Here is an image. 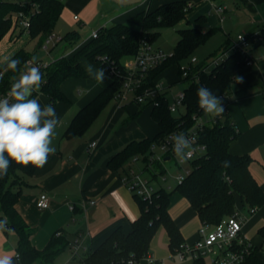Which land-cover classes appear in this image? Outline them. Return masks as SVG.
<instances>
[{
  "label": "trees",
  "instance_id": "1",
  "mask_svg": "<svg viewBox=\"0 0 264 264\" xmlns=\"http://www.w3.org/2000/svg\"><path fill=\"white\" fill-rule=\"evenodd\" d=\"M66 0H0V42L10 32L21 27L22 34L28 30L31 39H37V46H42L46 37L54 33L55 26L62 14ZM186 0H173L156 7L136 12L128 21L113 24L98 29V36L92 37L71 55L54 59L41 71L45 83L41 90L48 98V103L55 105L60 101L70 99L62 90L63 82L70 77L86 78L89 75L81 63L82 57L89 58L98 67H105L110 82L91 101L81 107L73 116L64 135L67 138L84 134L102 109L122 89L127 72L123 65L126 56L136 54L144 40L154 41L161 34V29L175 26L186 20L188 26L179 29L180 38L173 50L174 54L167 61L152 69L148 79L152 83L171 66L178 68L180 64L194 55L196 49L203 45L213 34L212 29L203 30L190 25L188 13L192 6ZM23 12L29 16L30 27L26 29L21 21L14 23L13 16ZM202 17L197 18L200 21ZM260 35L254 39L250 53L255 47L264 46V24ZM64 39L69 43H77L81 39L78 30H68ZM10 58H19L21 68L23 62L32 58V53L24 47ZM248 55L241 51H233L210 71H201L199 81L189 82L185 87V113L177 115L168 109L169 98L166 95L158 97L159 104L153 105L151 115L159 124L160 130L154 137L132 140L126 144L109 161L114 170L123 169L132 162L134 156L142 154L148 158L152 145L167 137L175 130L189 129L194 124L193 114L202 111L197 104L196 89L200 85L210 88L217 96L227 92L237 70L246 65ZM201 62L197 68L202 66ZM3 77L0 81V92L10 88L12 81L19 73L6 69V63L0 67ZM37 93H35L36 95ZM224 109L226 102H223ZM238 135L236 125L232 123L226 109L217 117V121L200 130L199 141L206 144V152L191 161V171L185 178L176 183L172 190L163 185L151 199L134 194L139 206L140 216L132 223L129 231L121 227L111 231L106 239L93 251L89 252L83 264H124L129 260L137 261L148 254L150 241L159 228L163 226L170 236V247L175 251L183 242L179 226L169 212L170 197L178 190L189 199L193 208L199 214L203 224L214 226L224 218L239 210L237 201L241 200L243 207H259L264 204V190L250 171L251 156L249 154H233L230 143ZM230 161V167H223L222 161ZM154 177L167 173V167L161 161L155 163ZM32 165L22 166L12 163L8 174L0 178V229L4 223L7 229L13 228L18 234L16 252L19 254L18 264H31L41 261L44 264L55 262L57 255L69 245L68 241L52 235L44 249L36 248L31 241V228L25 222L16 208L22 188L28 181L24 176H30L36 171ZM158 173V174H157ZM263 238L260 246L243 242L234 249L244 251L240 264H264L260 251L264 248V225L259 229ZM134 254V255H130ZM202 258V257H200ZM201 259L194 264H201Z\"/></svg>",
  "mask_w": 264,
  "mask_h": 264
},
{
  "label": "crops",
  "instance_id": "2",
  "mask_svg": "<svg viewBox=\"0 0 264 264\" xmlns=\"http://www.w3.org/2000/svg\"><path fill=\"white\" fill-rule=\"evenodd\" d=\"M169 1L173 0H66L60 17L66 21L67 26L61 35L68 30L80 32L76 21L84 25L97 18L102 23L101 27H107L128 21L140 10H152ZM186 1L193 5L192 11L187 15L193 26L213 30V34L204 44L214 35H219L222 41L219 49L222 51L230 47L236 39L231 36L235 29L238 30V35L261 32L264 24V0ZM215 6L225 7L224 12L218 13ZM75 15L78 16L77 19L74 18ZM199 17H202L200 21L197 20ZM95 30L93 29L90 37L84 41H81V35V39L75 44L64 40L66 43L54 54L53 60L63 55H71L92 38V32ZM11 33L12 31L5 37L15 41ZM21 48L23 47H14L4 55L0 67ZM37 48L38 46L35 50ZM252 55L254 63L244 65L236 71L223 102H226L225 109L238 130V135L230 143V151L233 154L246 153L251 156L250 171L264 190V46L255 47ZM237 77H242V82H238ZM158 80L165 86L171 85V88L185 81L179 76L176 66L164 70ZM109 82L110 77L101 87L91 82L85 86L83 96L79 99L68 96V102L60 101L53 105L59 117L54 140L55 153L48 157L44 167L37 168L30 175V181L23 186L26 189L22 188V194L16 204L17 210L31 228V241L36 248L44 249L56 232L62 240L69 242L67 248L77 261H68V264H83L89 252L96 249L115 228L131 230L132 223L140 216V206L121 179L124 170H114L109 161L130 141L154 137L160 130L154 119L145 126L140 125V117L136 118L138 113L143 116L144 111H151V105L132 101L119 103L113 99L102 109L84 134L67 138L64 132L73 116ZM43 96L49 104L47 96L44 93ZM70 110L72 111L68 117ZM66 117L68 118L65 121ZM142 120L146 121L145 118ZM93 141L97 142L96 146L91 145ZM132 165L129 162L124 168L128 169ZM175 186L176 182L172 189ZM41 193H47L49 197L48 208L40 209L37 206ZM91 200H95V203L91 204ZM237 205L244 217V242L262 245L263 238L259 229L264 225V204L256 207L255 212L243 207L239 198ZM169 212L181 230L182 243L196 241L203 221L189 199L178 190L171 194ZM76 239H79L81 248L74 253L73 245ZM16 245L17 242L13 244L11 238L0 229V257L11 256L14 258L13 264H18L15 259ZM260 256L264 263V248L260 251ZM199 259L202 260L201 264H217L212 255L194 258L188 254L184 259L175 255V251L170 247V236L161 225L150 241L148 254L133 264H194ZM31 264L44 263L35 261Z\"/></svg>",
  "mask_w": 264,
  "mask_h": 264
},
{
  "label": "built area",
  "instance_id": "3",
  "mask_svg": "<svg viewBox=\"0 0 264 264\" xmlns=\"http://www.w3.org/2000/svg\"><path fill=\"white\" fill-rule=\"evenodd\" d=\"M188 5L192 6L190 3ZM215 8L220 14L225 10V7L223 6H215ZM74 18L77 19L78 16L75 15ZM13 20L14 23L20 20L22 26L26 29L30 27L29 16H26L23 12L14 15ZM98 32V30L93 31L92 37H97ZM258 35H260V32L241 33L237 35L230 47L225 48L219 55L215 56L211 62H203L202 66L199 68L197 67L201 62H199L197 56L192 55L186 60V64H180V77L188 83L199 81L201 71H210L212 67L218 65L233 51H241L248 55L246 65H252L254 63V58L252 53L249 54L250 47L253 40L257 39ZM64 40V35L53 33L46 37L43 45L47 48L51 44H57ZM173 54V51H166L163 48L159 46L156 47L153 43L144 40L136 54L126 56L123 59V65L127 72L123 80L122 89L115 99L119 103L132 101L137 104L153 106L159 104L158 97L160 95H166L169 98L168 109L179 116L184 114L186 108L185 88L178 89L169 95V91L172 90L171 85L165 86L160 80H156L152 83L148 79L149 72L167 61V59L172 57ZM28 60L33 59L29 58L27 61ZM35 63L42 70L51 62L37 60ZM2 77L3 72L0 71V81ZM8 90L9 88L1 91L0 96L5 95ZM218 96L224 101L226 92L220 93ZM181 108H184V111H181ZM193 119L194 124L189 129H179L172 132H183L190 141L191 147L183 159H178L173 151L171 141L172 133H169L165 139L152 145L148 158H144L142 154L133 157L131 162L133 165L128 167V169H126L121 175L122 181L133 194L151 199L162 185L168 190L172 189V185L168 183V171L166 174H161L157 177L153 176V173L157 171H154L156 168V162L161 161L166 166V162L168 161L165 160L166 156H170L169 160L175 158L177 164L182 167L181 169L183 171L176 175V182L183 180L191 171V161L194 158L203 155L207 150L206 144L199 141L200 130L207 125L215 123L217 117L206 115L203 111H200L193 114ZM96 144V141L91 143L92 146H96ZM157 149H159V152H157ZM90 203L94 204L95 200H91ZM49 205L50 201L47 193H41L37 199V206L40 209H45L48 208ZM255 211L256 207L250 208V212ZM243 220L244 217L238 210L214 226H209L204 223L199 229V236L196 241L192 243H181L175 250V255L181 259H184L188 254L193 255L194 258L212 255L217 264H240L244 257V251H237L234 247L237 244H242L244 242L242 238ZM80 248L81 244L79 239H76L73 245L74 253H77ZM17 254L18 253H16V255ZM150 260H152V258ZM129 261L134 262L132 259Z\"/></svg>",
  "mask_w": 264,
  "mask_h": 264
},
{
  "label": "clouds",
  "instance_id": "4",
  "mask_svg": "<svg viewBox=\"0 0 264 264\" xmlns=\"http://www.w3.org/2000/svg\"><path fill=\"white\" fill-rule=\"evenodd\" d=\"M6 69L19 73L5 95L0 96V178L8 174L11 164L42 168L48 157L55 153L54 140L59 124L56 108L52 104L42 105L35 93L45 83L44 73L36 65L34 58L23 62L19 58H7ZM87 74L98 84L108 76L103 66L88 64ZM242 77H237L242 82ZM197 104L204 114L218 117L225 111L223 100L213 91L200 85L196 89ZM173 151L178 159H183L190 147V141L183 132L171 134ZM222 166L230 167V161H222ZM134 255V254H130ZM13 257H0V264H13ZM19 259V254L15 256ZM128 264H133L129 261Z\"/></svg>",
  "mask_w": 264,
  "mask_h": 264
},
{
  "label": "rangeland",
  "instance_id": "5",
  "mask_svg": "<svg viewBox=\"0 0 264 264\" xmlns=\"http://www.w3.org/2000/svg\"><path fill=\"white\" fill-rule=\"evenodd\" d=\"M61 18L62 17L59 18L55 26L54 34H57V35L63 34L64 30H66L65 29L67 26L66 21L62 20ZM100 22L101 21L97 18L91 22H87V24L85 23L84 25H80L79 22L76 21L78 29L80 30L81 35H82L81 41L88 39L93 29L98 30L102 26V23ZM190 25H193L191 21H190ZM186 26H188V23L186 22V20H183L175 26L162 28L160 30L161 31L160 36L157 38L156 41L153 42V45H155L156 47L159 46L166 51H173L180 38L179 29L184 28ZM21 30L22 29H15L14 30L15 32L13 31V33H11L12 37L14 35L12 39H16L15 41L10 40L9 37H5L2 40L0 44V62L3 56L9 53L14 47H24L27 51L32 53V59L34 58L35 61L43 60V61L50 63L53 61L54 54L58 53V49L61 48L62 45H64V43H66L64 41L61 42L59 45L54 43V44H51L47 48L44 45H42V46H39L35 50V47L37 46V39L36 38L31 39L30 33L28 30H25L22 34H20ZM237 35H238V30L235 29L231 36L237 37ZM149 42L152 43V41H149ZM221 42L222 41H220L219 35L218 36L214 35L206 44L199 46L196 49L194 55L197 56L199 62H207V61L211 62L215 56L221 53L222 50L219 49ZM81 59H82L81 61H82V65L84 66V68H86L88 64H92L94 67L98 68V66L94 62H92L89 58L82 57ZM186 62L187 61L184 60L183 62H181V65L186 64ZM108 76L105 79L104 83L102 84L96 83V81L92 79L90 76L86 78L70 77L64 81L62 90L67 96L69 97L71 96V98H74V99L75 98L79 99L81 96H83V93L85 91V86L90 85L91 82L96 83L97 85H99V87L104 86L109 81ZM187 85H188L187 81H183L177 84L175 87L172 88V90L169 91V95L178 89L185 88ZM35 96L39 98L42 105L47 104V101L44 98L43 91L41 89L38 90ZM74 108H72V110ZM72 110H70V112L68 113V117ZM181 111H184V108H181ZM68 117L64 118V120L66 121ZM139 117L141 120L140 125L142 124V125L147 126L148 122L150 123L153 122L152 120L153 117L151 116V111L149 110L144 111L143 116L141 115V113H138L136 115V118H139ZM141 117L145 118L146 121L142 120ZM63 122H61L62 126H63ZM157 152H159V149H157ZM166 166L168 168V173H167L168 183L173 185L175 184L177 180L176 175H178L179 173L183 171L181 169L182 167H180V165L177 164V161L175 158H173L172 160H168L166 162ZM24 178L27 181H30V176H24ZM25 189L26 187H23V190ZM1 230L5 232V234H7L9 238H11V242L13 244H16L17 239H18V234L16 231L7 229L4 223L1 224ZM68 261H77V260L73 259L71 251L66 247L57 255L55 262L56 264H68Z\"/></svg>",
  "mask_w": 264,
  "mask_h": 264
},
{
  "label": "water",
  "instance_id": "6",
  "mask_svg": "<svg viewBox=\"0 0 264 264\" xmlns=\"http://www.w3.org/2000/svg\"><path fill=\"white\" fill-rule=\"evenodd\" d=\"M170 156H166L165 160H169ZM11 230H13V228H11Z\"/></svg>",
  "mask_w": 264,
  "mask_h": 264
}]
</instances>
